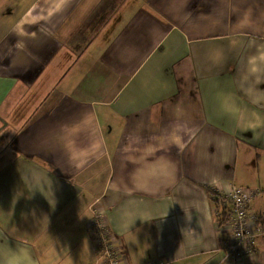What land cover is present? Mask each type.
Wrapping results in <instances>:
<instances>
[{"label": "crops", "instance_id": "crops-1", "mask_svg": "<svg viewBox=\"0 0 264 264\" xmlns=\"http://www.w3.org/2000/svg\"><path fill=\"white\" fill-rule=\"evenodd\" d=\"M262 57L264 0H0V257L99 263L98 213L117 264H264L206 191L264 189Z\"/></svg>", "mask_w": 264, "mask_h": 264}, {"label": "built area", "instance_id": "built-area-1", "mask_svg": "<svg viewBox=\"0 0 264 264\" xmlns=\"http://www.w3.org/2000/svg\"><path fill=\"white\" fill-rule=\"evenodd\" d=\"M258 194L257 189L237 186L231 187L225 194L231 206L228 221L224 224L229 229V236L224 245L233 257L252 254L258 239L264 237V209L253 211L250 208L252 199ZM89 228L102 252L101 261H96L95 264H117L116 243L98 213L94 215ZM143 264L157 262L150 260Z\"/></svg>", "mask_w": 264, "mask_h": 264}, {"label": "clouds", "instance_id": "clouds-1", "mask_svg": "<svg viewBox=\"0 0 264 264\" xmlns=\"http://www.w3.org/2000/svg\"><path fill=\"white\" fill-rule=\"evenodd\" d=\"M264 59V57H262ZM257 123L259 117H255ZM255 126V125H251ZM195 134V129L181 122H174L166 131V140L170 146H174L178 151L185 148V136ZM0 264H35L26 248H20L15 251L10 250L8 253L0 257Z\"/></svg>", "mask_w": 264, "mask_h": 264}, {"label": "trees", "instance_id": "trees-1", "mask_svg": "<svg viewBox=\"0 0 264 264\" xmlns=\"http://www.w3.org/2000/svg\"><path fill=\"white\" fill-rule=\"evenodd\" d=\"M206 191L209 196L210 207L212 209V212L214 213L217 225L222 226L226 224L230 212V201L224 194L219 193L212 187L207 186Z\"/></svg>", "mask_w": 264, "mask_h": 264}, {"label": "rangeland", "instance_id": "rangeland-1", "mask_svg": "<svg viewBox=\"0 0 264 264\" xmlns=\"http://www.w3.org/2000/svg\"><path fill=\"white\" fill-rule=\"evenodd\" d=\"M247 179H249V177H246ZM245 179V178H242ZM246 180V179H245ZM244 185H248L247 187H252L255 188L257 187V185H253V184H248V183H243ZM259 185V184H258ZM237 187H241V186H237ZM260 187H257L256 189H259ZM254 200L251 203V208L253 211H257V210H262L264 209V189L259 191V194L255 196V198H253ZM93 235V233H92ZM94 264V262H93Z\"/></svg>", "mask_w": 264, "mask_h": 264}]
</instances>
